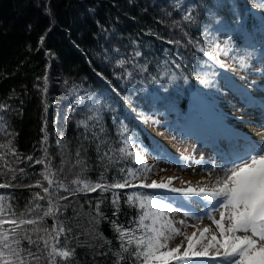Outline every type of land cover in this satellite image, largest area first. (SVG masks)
I'll return each instance as SVG.
<instances>
[{
	"label": "trees",
	"instance_id": "1",
	"mask_svg": "<svg viewBox=\"0 0 264 264\" xmlns=\"http://www.w3.org/2000/svg\"><path fill=\"white\" fill-rule=\"evenodd\" d=\"M214 3L0 0V145L4 146L0 147V183L20 185L0 189V195L4 196L5 217L14 213L16 219L39 221L16 228L20 246L26 250L22 255L29 249L37 252L35 245L23 239L26 234L36 240L47 236L36 232L37 227L52 232L54 225L52 216H44L47 197L35 195L45 196L43 187L34 186L38 181L48 186L43 176L45 163L54 181L50 192L57 184L74 191L82 187L72 183L77 179L92 184L122 181L129 169L142 167L130 156L121 158L117 149L124 146L122 141L130 136L133 146L128 151L144 149V153L157 156L161 149L145 127L157 124L172 131L192 98L205 91L199 78L206 79L215 66L199 48L219 49L218 55L227 57L231 50L242 54L264 47L260 8L250 0H240L236 11L243 14L246 26L239 29L226 22L230 20L226 12L217 16ZM187 16L191 19H185ZM122 97L132 106L127 104V108ZM137 112L150 119L141 120ZM122 126L128 129L123 137ZM38 160L44 163H36ZM135 191L163 192L126 188L72 195L58 189L52 197L55 222L70 231L60 235L56 246L66 244L68 250H74L68 260L57 257L59 264H115L120 241L112 222L136 227L133 222L140 210L126 202L127 194ZM113 192L120 203L116 215ZM62 196L68 199H60ZM97 206L102 215L97 214ZM11 227L2 225L0 231ZM38 243L41 259H30L29 264H47L43 240Z\"/></svg>",
	"mask_w": 264,
	"mask_h": 264
},
{
	"label": "snow or ice",
	"instance_id": "2",
	"mask_svg": "<svg viewBox=\"0 0 264 264\" xmlns=\"http://www.w3.org/2000/svg\"><path fill=\"white\" fill-rule=\"evenodd\" d=\"M260 8L261 19L264 20V0H250ZM240 7V0H215L213 8L217 10V16L222 12H226L230 17L227 23L235 24L239 29L246 26L243 14L236 11ZM248 8V4H243ZM251 11V8H249ZM185 19H191L190 16ZM223 23L225 21H218ZM249 32L251 30L249 29ZM43 42V37H41ZM198 51L211 61L212 66L227 70L228 65L219 59V49L215 52L206 51L199 48ZM138 56L139 53H136ZM227 55V52H225ZM122 64L123 61H120ZM199 78V73L196 74ZM214 76L215 73H212ZM172 80L176 77L173 75ZM44 90H47V76L44 78ZM202 86H212L213 81L199 78ZM125 103L132 106V102L122 97ZM133 111L135 109L133 108ZM137 116L144 121L150 117L143 116L137 112ZM123 125V122H121ZM264 128V125H261ZM128 132L126 126H122L120 135L123 137ZM130 136L126 137L122 143L123 147L117 150L121 158L130 156L134 163L142 167L137 170L129 169L123 180H117L111 184L95 183L73 180L72 183L82 185L71 191L64 184H57L52 192L54 181L51 179V168L45 163L44 179L48 181V186L44 187L41 182H37L35 187H43L45 196L35 194L38 199H48V209L44 212V216H52L54 225L52 232L48 228L35 229L36 232L43 231L47 236H37L33 240L30 235H25L23 239H27L30 245H35L37 252L27 250L26 255H22L26 250L21 245V238L16 235V228L20 225L31 224L37 225V219H16L13 213L11 217H5L4 212L6 205L3 203L4 196L0 195V226L9 224L12 227L5 231H0V264H29V260H39L38 255L41 251L38 241L43 240L44 250L47 253V264H59L57 257L61 260H68L73 256L74 250H68L66 244L61 247L56 245L59 243L60 235L70 229H65L62 223L55 222V211L52 197L58 189L64 192H70L74 195L77 192H95L97 189L103 192L112 189H151L163 190L159 195L145 194L142 191H135L127 194V203L140 210V215L133 223L135 228H125L119 226L116 222H112L115 231L119 233L120 241L119 250L115 253L117 260L115 264L122 262L130 257L128 264H264V142L246 144L238 150H232L224 154L223 159L219 157L213 160L210 165L211 171L216 172L215 178L210 184L203 181L192 186L190 183L185 185L181 181V187L174 186V180L177 177H168L159 182L152 180L147 182L148 174L152 169L145 163L144 149L136 152H130L133 145L129 143ZM47 134L44 137V143L47 142ZM61 142L57 140V144ZM0 147H4L0 145ZM11 151V149H10ZM47 156V148L44 149ZM13 154H15L13 152ZM2 159V157H0ZM29 160L32 157H28ZM182 161H186L189 157L181 156ZM36 163H44V161H36ZM202 163V161H198ZM11 170V169H10ZM23 171V170H21ZM124 172L123 169L120 170ZM15 176H13V179ZM103 180V176H101ZM139 181V183H135ZM20 185H10L7 181L0 183V189ZM33 187V185H26ZM164 193L170 194L165 195ZM113 195V205L116 208V215L120 210L119 196L116 192ZM60 199L67 200L68 196H62ZM103 199V197H102ZM191 205H197L202 210V215L196 213ZM219 213V219L215 217V213ZM182 213L184 219L174 221L170 217L173 214ZM97 214L99 206H97ZM43 219V218H40ZM188 219L197 222L207 219L215 226V231L211 226L197 227L196 224L189 225L186 223ZM147 221V222H146ZM176 225H179L177 227ZM193 227L196 230L188 234L183 229ZM11 235V239H9ZM177 236H183V240L175 247H170V242ZM52 241V243H50ZM186 241V246H184ZM127 254V256H125Z\"/></svg>",
	"mask_w": 264,
	"mask_h": 264
},
{
	"label": "rangeland",
	"instance_id": "3",
	"mask_svg": "<svg viewBox=\"0 0 264 264\" xmlns=\"http://www.w3.org/2000/svg\"><path fill=\"white\" fill-rule=\"evenodd\" d=\"M217 59L228 65L227 70L214 67L206 78L213 81L212 86H204L205 91L192 98L187 112L173 124L175 130L168 131L157 124L154 128L145 127L146 134L161 149L157 156L144 153L145 163L152 169L148 183L177 177L175 187L189 183L196 186L200 181L210 184L217 174L210 168L213 160L223 159L224 154L246 144L264 142L261 127L264 125V47L242 54L231 50L227 57L217 55ZM181 156L189 159L182 161ZM191 208L202 215L199 206L191 205ZM215 217L219 219L218 212ZM170 218L184 219L182 213ZM186 223L200 228L211 226L215 231V226L207 219L200 222L188 219ZM195 230L193 227L183 229L188 234ZM182 240L183 236H177L170 247ZM186 243L184 241V246Z\"/></svg>",
	"mask_w": 264,
	"mask_h": 264
},
{
	"label": "bare ground",
	"instance_id": "4",
	"mask_svg": "<svg viewBox=\"0 0 264 264\" xmlns=\"http://www.w3.org/2000/svg\"><path fill=\"white\" fill-rule=\"evenodd\" d=\"M127 106V104H125ZM244 133V132H243Z\"/></svg>",
	"mask_w": 264,
	"mask_h": 264
}]
</instances>
